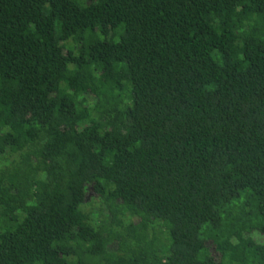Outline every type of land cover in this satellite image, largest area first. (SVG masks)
I'll list each match as a JSON object with an SVG mask.
<instances>
[{
  "label": "trees",
  "instance_id": "obj_1",
  "mask_svg": "<svg viewBox=\"0 0 264 264\" xmlns=\"http://www.w3.org/2000/svg\"><path fill=\"white\" fill-rule=\"evenodd\" d=\"M0 264H264V0H0Z\"/></svg>",
  "mask_w": 264,
  "mask_h": 264
},
{
  "label": "rangeland",
  "instance_id": "obj_2",
  "mask_svg": "<svg viewBox=\"0 0 264 264\" xmlns=\"http://www.w3.org/2000/svg\"><path fill=\"white\" fill-rule=\"evenodd\" d=\"M86 199L91 200V205L94 206V211H98L100 209L99 204L97 202L98 199L90 189L87 190Z\"/></svg>",
  "mask_w": 264,
  "mask_h": 264
}]
</instances>
